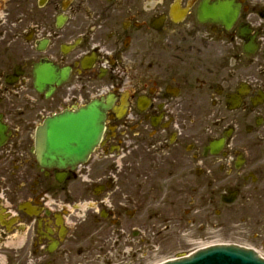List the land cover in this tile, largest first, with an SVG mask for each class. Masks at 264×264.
Wrapping results in <instances>:
<instances>
[{"label":"flooded vegetation","instance_id":"flooded-vegetation-1","mask_svg":"<svg viewBox=\"0 0 264 264\" xmlns=\"http://www.w3.org/2000/svg\"><path fill=\"white\" fill-rule=\"evenodd\" d=\"M202 1L0 0V264H142L188 220L264 254V0ZM92 100L100 142L42 165L36 127Z\"/></svg>","mask_w":264,"mask_h":264},{"label":"water","instance_id":"water-1","mask_svg":"<svg viewBox=\"0 0 264 264\" xmlns=\"http://www.w3.org/2000/svg\"><path fill=\"white\" fill-rule=\"evenodd\" d=\"M239 7L240 4L234 0H216L212 3L203 0L198 10H206L209 17L229 27ZM239 36L247 39L244 28H240ZM248 42L244 49L249 47ZM38 81L40 79L37 78ZM99 106L94 100L75 111L46 117L36 129L35 144L40 163L64 167L83 160L101 137L103 112ZM162 264H264V258L252 249L237 245H212L190 256Z\"/></svg>","mask_w":264,"mask_h":264},{"label":"rangeland","instance_id":"rangeland-1","mask_svg":"<svg viewBox=\"0 0 264 264\" xmlns=\"http://www.w3.org/2000/svg\"><path fill=\"white\" fill-rule=\"evenodd\" d=\"M188 204H189V206L191 205L190 203H187V205ZM187 208H189V207H187ZM188 219H190V216H188ZM193 228H195V227L194 226H190L189 220H188L186 229L184 231H182L180 233V235L176 232L179 235V237L172 236L171 238L166 239V240L165 239L164 240H160V241L158 240L160 242L159 243L160 247L164 245L165 247L169 248L170 251L168 253H166V252L165 253L164 252H159V253L156 252V254H153V255H151L149 257V259L151 258V262L150 263H155L161 258H165V257H168V256H173V255H175V254H177L179 252L187 250L190 247L192 241H194V239H196L199 236V234H197V231H195V229H193ZM221 236H222L223 240H226L227 238L232 240V238H233V239H235L237 241H240V243L241 242L246 243L244 238H242V237L234 238V237H231L229 235L227 236V235H222V234H221Z\"/></svg>","mask_w":264,"mask_h":264}]
</instances>
